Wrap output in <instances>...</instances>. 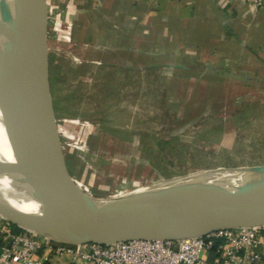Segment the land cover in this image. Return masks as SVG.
Returning <instances> with one entry per match:
<instances>
[{
  "label": "rangeland",
  "instance_id": "374dc122",
  "mask_svg": "<svg viewBox=\"0 0 264 264\" xmlns=\"http://www.w3.org/2000/svg\"><path fill=\"white\" fill-rule=\"evenodd\" d=\"M42 2L47 111L61 164L78 181L72 198L112 202L177 175L264 165L259 68L251 80L232 79L222 67L232 65L227 55L208 50L198 60V50L169 49L146 29L139 39L127 32L121 49L99 52L69 0ZM14 107L5 101L1 121L12 151Z\"/></svg>",
  "mask_w": 264,
  "mask_h": 264
},
{
  "label": "water",
  "instance_id": "95a60500",
  "mask_svg": "<svg viewBox=\"0 0 264 264\" xmlns=\"http://www.w3.org/2000/svg\"><path fill=\"white\" fill-rule=\"evenodd\" d=\"M0 7L26 48L25 66L15 74L20 99L14 107L16 133L8 164L16 183L25 186L36 204L35 209L10 216L9 203L0 199L1 216L19 227L74 244L177 239L229 228L264 227V165L173 176L93 208L72 199L74 182L61 164L59 141L47 111L44 4L42 0H0ZM7 39L17 47L11 37ZM225 173L242 174L250 183L235 188L205 184L211 175Z\"/></svg>",
  "mask_w": 264,
  "mask_h": 264
},
{
  "label": "crops",
  "instance_id": "0c3cea01",
  "mask_svg": "<svg viewBox=\"0 0 264 264\" xmlns=\"http://www.w3.org/2000/svg\"><path fill=\"white\" fill-rule=\"evenodd\" d=\"M69 1L75 17L85 18L86 41L99 52L121 49L127 32L139 39L146 29L160 41L165 37L169 49L198 50V60L208 50L227 55L232 65L222 67L232 79L251 80L254 68L264 76V2L256 11L245 0ZM258 239L257 249L264 254V227ZM40 252L47 256L46 264H76L49 246Z\"/></svg>",
  "mask_w": 264,
  "mask_h": 264
},
{
  "label": "built area",
  "instance_id": "2783aa9c",
  "mask_svg": "<svg viewBox=\"0 0 264 264\" xmlns=\"http://www.w3.org/2000/svg\"><path fill=\"white\" fill-rule=\"evenodd\" d=\"M247 1L253 2V7L262 2ZM10 224L13 223L0 215V264H46L47 256L40 250L47 246L55 255H66L76 264H264V254L257 249L261 227L229 228L177 239L74 244L14 224L19 228L15 231Z\"/></svg>",
  "mask_w": 264,
  "mask_h": 264
},
{
  "label": "bare ground",
  "instance_id": "6f19581e",
  "mask_svg": "<svg viewBox=\"0 0 264 264\" xmlns=\"http://www.w3.org/2000/svg\"><path fill=\"white\" fill-rule=\"evenodd\" d=\"M7 37H11L17 47L11 45ZM25 63V40L22 35L14 29L8 21L5 20L0 7V199L9 203L10 207L7 210V214L10 216L17 215L18 213L16 212L18 210L25 211L26 209L36 208L35 202L32 201L26 193L27 190L25 186L17 184V179L15 178L14 173L7 170L8 166L6 161L13 159V153L5 137L1 122L4 120L3 113L5 101H13L15 103V109L18 107L20 92L15 84V74L21 73ZM205 183L207 185L218 184V186L224 188H235L250 182H247L242 174H235L232 176L206 181ZM121 196L117 197V199L112 202L100 197L96 199L89 197H78L72 199H75L86 207L93 208L97 205L116 202Z\"/></svg>",
  "mask_w": 264,
  "mask_h": 264
},
{
  "label": "trees",
  "instance_id": "16d2710c",
  "mask_svg": "<svg viewBox=\"0 0 264 264\" xmlns=\"http://www.w3.org/2000/svg\"><path fill=\"white\" fill-rule=\"evenodd\" d=\"M11 225V227L15 230V231H18L19 230V228L17 227V226H15L14 224H10ZM211 257H213V256H211V254H210V258Z\"/></svg>",
  "mask_w": 264,
  "mask_h": 264
}]
</instances>
